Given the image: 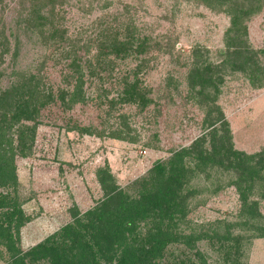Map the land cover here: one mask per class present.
Wrapping results in <instances>:
<instances>
[{"label": "rangeland", "instance_id": "rangeland-1", "mask_svg": "<svg viewBox=\"0 0 264 264\" xmlns=\"http://www.w3.org/2000/svg\"><path fill=\"white\" fill-rule=\"evenodd\" d=\"M32 1L0 0V24L8 40L5 45L0 42V87L5 91L20 76L34 75L54 96L63 91L65 101L54 97L39 109L36 124L21 120L16 125L26 124L35 135L25 155L14 153L16 176L0 186V194L8 195L23 212L18 242L23 252L68 223L73 206L81 213L94 207L102 195L96 179L98 168L107 166L117 184L125 188L155 162L167 159L203 133L205 107L193 100L186 74L197 53L216 65L225 62L221 51L230 26L225 11L199 0H55L54 22L69 39L63 47L65 43L48 44L41 38L43 34L27 28L24 20ZM261 5L245 21L247 43L255 50H264V0ZM48 12L44 9L43 15ZM128 26L138 36H151L155 45L139 59L107 55L106 63L99 64L95 59L100 53L99 39ZM70 50L79 58L76 64L82 75L81 95L74 99L71 93L78 86L77 68L70 65ZM139 60H143L139 88L151 100L143 109L137 103L118 101ZM222 74L216 103L229 123L233 147L246 154L259 152L264 146V87H253L242 75L227 69ZM9 137L15 141V129ZM229 180L221 176L210 183L195 182L200 197L190 202L186 232L190 228L197 233L201 225L205 231L211 227L208 224L235 219L240 202ZM194 246L204 254L205 264H221L207 239ZM10 261L0 247V264ZM245 261L264 264V239H252ZM25 264L32 263L25 259ZM36 264H49V260Z\"/></svg>", "mask_w": 264, "mask_h": 264}, {"label": "trees", "instance_id": "trees-1", "mask_svg": "<svg viewBox=\"0 0 264 264\" xmlns=\"http://www.w3.org/2000/svg\"><path fill=\"white\" fill-rule=\"evenodd\" d=\"M199 1L230 17L226 47L221 51L225 62L216 65L197 53L199 56L194 57L186 74L188 88L194 93L192 99L205 107L203 133L167 159L155 162L125 188L117 184L107 166L98 168L96 179L102 195L94 207L81 213L73 206L71 220L28 251L23 252L18 244L23 212L8 195L0 194V247L8 253L9 264H25V259L32 264L41 260H49V264H205L204 254L194 246L201 239L213 246L221 264H246L252 239H264V214L260 209L264 201V146L253 154L234 149L229 123L216 100L225 69L242 75L253 87H264V50H255L247 43L245 26V21L260 10L263 0ZM54 6L55 0H33L24 21L29 30L43 34L41 38L46 43H65L64 47L69 39L54 22ZM44 9L49 11L46 16ZM3 29L0 24V42L5 45L8 40ZM114 32L113 36L99 39L100 53L95 58L99 64L106 63L107 55L139 59L155 45L151 36H138L130 26L123 32ZM68 54H73L71 67L77 68L78 86L71 93L74 99L81 95L78 91L82 75L76 64L78 56L72 50ZM142 61L118 96L120 103H137L141 109L151 102L139 88ZM58 92L54 96L50 89L41 87L40 78L36 81L34 75L20 76L5 91L0 87V186L10 183V179L14 181L12 157L14 153L25 155L35 135L26 124L18 128L16 125L21 120L36 124L39 109L53 102L54 97L64 102L63 91ZM14 129L15 141L9 137ZM221 176L230 179L239 198L235 219L208 224L211 227L205 231L201 225L197 233L190 228L186 232L190 202L200 197L195 182L203 179L210 183Z\"/></svg>", "mask_w": 264, "mask_h": 264}]
</instances>
